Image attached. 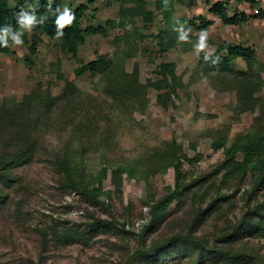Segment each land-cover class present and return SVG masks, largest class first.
Listing matches in <instances>:
<instances>
[{"label":"rangeland","instance_id":"rangeland-1","mask_svg":"<svg viewBox=\"0 0 264 264\" xmlns=\"http://www.w3.org/2000/svg\"><path fill=\"white\" fill-rule=\"evenodd\" d=\"M155 1L147 0V8L154 11L153 22L144 26L138 19L129 29L138 27L143 36L134 53L122 61L125 71L131 72L133 66L138 69V80L146 96L143 107L108 95L98 76L76 77L75 62L59 51L57 43L46 38L38 52L29 57L28 65L24 62L29 54L25 46L13 45L10 55H0V110L6 113L5 119L7 115H16L20 102L33 91L48 98L62 96L53 111L31 118L35 121L39 118L37 123L42 131L32 161L0 172V264H226L222 253L227 251L252 252L257 259L253 263L239 259L235 264H264V236L255 235L253 229L237 231L227 241L222 240L230 224L241 221L249 209L264 202V184L255 188L252 173H247L242 180L221 183V173L213 172L223 160V152L212 148L220 141H217L219 134L231 142L238 134L247 133L257 123L259 108L264 107V17H256L264 15V0L258 4V13L246 2L230 6L229 16L236 13L247 18L238 25L225 24L211 14L209 2L174 1L177 11L171 23L173 27L179 29L183 25L187 32L189 28L183 20L202 17L211 22L206 29L191 27L188 33L195 41L193 38L199 39L201 32L206 31L211 54L214 45L222 41L254 50L250 70L241 59L231 62L234 71L246 70L248 76L261 83V89L253 94L257 108L248 112L241 110L238 92L229 82L234 77L232 74H228L227 84L204 73L193 74L199 60L195 49L184 51L175 45L166 53L159 52L153 36L164 23L155 12ZM85 2L62 0L61 11L65 7L73 11ZM117 11L114 0H96L88 6L85 19L93 17L96 26L116 19ZM121 33L117 28L110 30L107 37H88L80 57L88 62L97 55L106 56L114 62V72L119 73L121 65L117 57L126 46L123 42L115 43L113 38ZM162 62H174L176 73L182 76L185 85L167 108L157 103V92L147 86L149 79H156L154 70ZM68 81L74 83V94L67 95ZM33 105L35 115L44 106L41 100L34 101ZM100 109L107 114L105 118H97ZM108 119L111 122L105 124ZM171 140L182 144L189 157L196 154L201 157L192 164L184 163L186 182L191 186L189 192L171 203L164 218L153 224L144 236L139 233L150 220V206L166 193L168 186L174 185L172 168L164 174L150 175L147 182L124 175L119 190L108 172L99 200L109 206V215L90 198L66 190L52 165L56 158L63 156V150L74 149L81 155L89 178L102 165L115 167L136 159L147 164L151 155ZM202 177L205 179L198 181ZM215 196L223 198L220 208L201 214L190 231L196 211L204 209ZM93 218L112 219L115 228L98 227L83 236L57 240L59 232L55 228L61 231L71 226L81 233ZM177 235H187L190 237L187 239L194 241L168 250L163 247L155 252L151 250L153 245ZM138 251L139 255H135Z\"/></svg>","mask_w":264,"mask_h":264},{"label":"trees","instance_id":"trees-1","mask_svg":"<svg viewBox=\"0 0 264 264\" xmlns=\"http://www.w3.org/2000/svg\"><path fill=\"white\" fill-rule=\"evenodd\" d=\"M174 1L156 0L154 2L155 12L161 15L164 23L163 28L153 36L157 40L160 53H166L168 50L174 48L175 45H180L184 51L195 49V45L199 40L198 38H193L195 39L193 41L190 34H188L187 41L179 40L181 33L176 30L178 28L173 27L171 24L175 20L174 14L177 11ZM235 1L237 3L246 2L251 8L259 6L255 0ZM50 2L52 12H48L47 10L49 0H0V28L5 25H11L14 30H21L17 25L16 16V13L21 8L30 10V6L31 9H35L38 19L41 16H46L43 24H38L31 32H23V44L21 46H25L27 53H29L24 58L25 64L28 65L30 63L29 57L38 52L43 38H46L49 41L57 43L59 51L67 54L75 62L76 68L74 74L76 77L85 74L98 76L100 78L99 81H102L100 83L101 87L105 89L108 95L111 94L115 97L117 96L119 100L129 101L132 106L143 107L146 96L143 89L144 86L138 80V69L136 66H133L132 71L127 72L123 67L122 61L124 57L134 53L139 39L143 36L138 27L135 26L130 31L127 26L131 25L133 27V23L138 19L144 26L154 20V11L147 8V0H114L118 4L117 18L106 20L104 24L96 26L92 21L93 17L85 19L88 6L95 4L96 0H87L85 2L87 4L81 3L72 11L75 15V20L70 26H66L63 29L64 35L60 38L56 37L57 28L55 21L58 14L54 15L53 13L57 7L61 9L62 0H50ZM208 10L225 24L238 25L247 19L243 14L239 16V14L235 13L229 16L230 8H227V1L211 4ZM256 17L263 18L264 15L262 13L257 14ZM183 21L187 28L195 27L200 30L208 28L211 24V22L205 21L202 17ZM117 28L122 30V33L114 36L113 40L117 44L123 42L126 46L119 51V56L117 57V61L121 65L119 73L114 72V62L106 56L97 55L96 58L88 62H85L80 57V50L85 45L88 37L95 35L107 37L110 34V30ZM13 45L10 39L8 47L0 45V55H10L13 52ZM253 55L254 50L250 47L222 41L214 45V52L207 61L204 58V52L198 54V65L194 69L195 72L193 74L200 72L206 74L209 78L217 77L221 83H226L228 74H232L234 77L229 82H231L232 89L238 92L237 98L241 110L245 112L254 111L257 108V100L253 97V94L261 89V83L255 78L248 76L246 70L234 71L231 66L233 60L241 59L246 64V68L250 70ZM217 57L219 58L218 62L213 64L212 60ZM154 74L157 76L156 79L153 81L149 79L147 86L157 92V103L163 108H167L173 102L172 99L178 96V90L183 89L185 86L181 80L182 76L177 75L174 62H162L158 64L154 70ZM61 75L59 74L60 78L62 77ZM191 77L192 75L190 76V81L192 82L193 78L191 79ZM65 88L67 95L74 94L75 86L73 82H66ZM61 99L62 96L48 98L46 95H40L33 91L25 100L20 102L16 115L9 117L7 115L5 119L4 115L6 113L0 110V172L9 168L26 165L32 161L37 143L42 135L37 121H39L40 117L53 111L57 103L61 102ZM40 100L44 106L35 115L32 112L35 109L33 104L34 101ZM63 110L64 107L61 105L60 111L63 112ZM42 111L43 114L41 115ZM106 116L107 114L102 109L98 111V119L101 117L105 118ZM32 117L39 118L35 121L31 119ZM257 117L258 119L255 118L257 123L247 133L238 134L231 142H228L224 134H219L217 141H220L212 145L213 149H222L223 152V160L215 166L213 172L214 174L221 173V183H227L232 179L242 180L247 173H252L255 188L264 184V107L259 108V116ZM109 122H111L110 119L106 120L105 124ZM192 149H195L193 145ZM200 157L199 154H196L192 158L189 157L182 144L171 140L165 142L160 150L155 151L151 155V158L148 159L150 160L149 163L146 162L147 164L136 159L138 161L122 162L115 167L102 165L95 175L89 176V178L85 174L81 155L77 151H74V149L67 148L63 150V156L56 158L52 165L66 190L90 198L93 202L102 206L109 215H111L109 206L99 200V196L102 195L103 181L108 177V172L110 173L111 182L119 190L121 189L124 175L130 179L147 182L150 175L156 173L164 174L169 168H172L174 172V185L168 186L166 193L150 206L148 212L150 220L146 225L142 226L139 233L141 236H144L153 224L164 218L171 203L179 201L189 192L191 186L186 182V173L183 169L184 163L192 164L194 160L200 159ZM204 179L205 177H202L198 181ZM91 186L93 187L91 188ZM220 199L223 198L215 196L206 204L204 209L196 211L194 215L196 217L193 218L194 222L189 227L190 231L194 229L195 223L199 220L201 214L220 208ZM93 219L92 223L87 224L88 228H84L81 233L71 226H65L61 228V231L55 228L59 232L56 236L57 240L65 241L73 236H83L88 230L93 232L98 227L102 228V230L115 228V222L112 219ZM251 229L254 230L255 235L259 234V237L264 236V202L258 203L249 209L241 221L230 224L227 230L224 231L222 240L226 239L227 241L237 231L249 232ZM188 237L187 235H177L173 238H167L159 244L153 245L151 250L155 252L160 247L168 250L179 245H185L188 241H194L193 238L187 239ZM138 253L139 251L135 255H139ZM222 254L226 264H235L239 259H249L252 263L257 261L252 256V252L248 253L244 251L234 254L227 251Z\"/></svg>","mask_w":264,"mask_h":264},{"label":"clouds","instance_id":"clouds-1","mask_svg":"<svg viewBox=\"0 0 264 264\" xmlns=\"http://www.w3.org/2000/svg\"><path fill=\"white\" fill-rule=\"evenodd\" d=\"M25 10L24 8H21L18 13H16L17 16V25L19 26V29L21 30H14L13 26L11 25H5L4 27L0 28V45H3L5 47L9 46V39L11 40L12 44L14 45H22L23 40V32L28 31L31 32L34 27H36L38 24H43L46 16H41L39 19L37 17L35 9ZM47 10L48 12H52V5L49 0V3L47 4ZM56 15V37L60 38L64 35L63 29L66 26H70L73 21L75 20L74 13L67 7L61 11L59 7H57L53 13ZM129 29L131 28V25L127 26ZM183 25L180 26L179 29H176L178 32H180L179 40L180 41H187L188 40V33L191 32V28L185 32ZM208 40V33L206 31H202L198 43L195 45V51L197 54L200 52L205 53V60L207 61L210 56L212 55L209 51V45L207 43ZM219 58H215L212 60V63H217Z\"/></svg>","mask_w":264,"mask_h":264},{"label":"built area","instance_id":"built-area-1","mask_svg":"<svg viewBox=\"0 0 264 264\" xmlns=\"http://www.w3.org/2000/svg\"><path fill=\"white\" fill-rule=\"evenodd\" d=\"M209 2L210 4H214V3H224L225 1H227V8L230 7V6H236L238 4H235L237 3V1L235 0H197V2ZM257 4H260L261 0H255ZM241 3V2H240ZM257 7L253 8L255 10L256 13L259 12V10L257 9Z\"/></svg>","mask_w":264,"mask_h":264}]
</instances>
